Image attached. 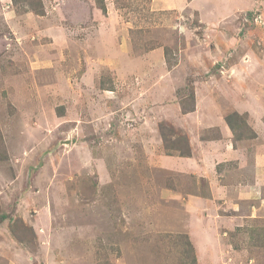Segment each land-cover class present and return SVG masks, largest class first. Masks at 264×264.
<instances>
[{
	"label": "rangeland",
	"instance_id": "rangeland-1",
	"mask_svg": "<svg viewBox=\"0 0 264 264\" xmlns=\"http://www.w3.org/2000/svg\"><path fill=\"white\" fill-rule=\"evenodd\" d=\"M42 1L44 16L0 0V264H264L263 218L226 228L264 200L263 174L208 176L200 138L206 79L264 88V0H221L222 27L200 0ZM186 138L205 172L182 161ZM211 221L230 260L205 245Z\"/></svg>",
	"mask_w": 264,
	"mask_h": 264
},
{
	"label": "crops",
	"instance_id": "crops-1",
	"mask_svg": "<svg viewBox=\"0 0 264 264\" xmlns=\"http://www.w3.org/2000/svg\"><path fill=\"white\" fill-rule=\"evenodd\" d=\"M78 1L85 6L90 4V0ZM199 2V19L207 25L213 26L218 24L220 27H222V24L219 23L221 22L222 16H224L222 11H224L225 6L221 4V0H200ZM197 4L198 2L196 5ZM220 7H223L221 12ZM90 8H92V6H90ZM183 59L186 61V59L182 56V63ZM183 67H185V65L181 64L176 67L179 73L182 70V73L185 72V68ZM240 69L242 70V67L239 65L237 67L231 68V71L229 72L238 73ZM143 73L146 74V80L150 78L151 73L149 69L146 71L144 69ZM224 78L226 77L216 76L205 80V83L208 84V101H206L208 105V121H205L203 124H206L208 127L202 129V132L206 133L205 136L208 137L203 138L201 134L200 138L202 139L201 141L208 142L210 147H208V176L214 174L220 177L227 176L235 178V182L244 181L250 175L255 178L259 172H261L264 176V97L261 94V89L264 88L261 87L260 80H258L256 84L253 82V86L249 87L246 86L247 84L251 83L249 78L241 79L242 76L239 75H231L226 79ZM215 81L218 82L219 88L210 87L213 86L212 84ZM231 81L235 85L234 88L230 87L229 85ZM172 82V93H174L176 82ZM238 86H241L239 87L240 92L236 90L238 89ZM228 97L231 98L230 100H232L231 102H233V104L224 108L223 104L231 103L230 100H227L226 103H223L224 98ZM197 99L198 102L196 103V111L197 108L199 109V100L201 99L199 94H197ZM196 111L192 113H195ZM216 111H218V113H215ZM192 113L183 115L188 117ZM233 113L246 116L248 115L247 126L243 128L245 134L243 137L238 138L236 133L232 131L231 127L226 121V117ZM220 147L221 150L218 149ZM189 157L188 159H184L182 161H189V164L192 167L190 169L191 173L196 174V172H200L201 170L202 173L206 171L203 161L200 162L199 165H194V161H192L191 156ZM185 164L188 165V163ZM252 184L254 183L251 181L249 183L250 188ZM222 185L224 188H229L226 184ZM214 187L215 189L217 188L215 184ZM236 191H238V185L236 187ZM263 193L264 190L260 192L261 195ZM257 198L258 193L256 192L255 194L252 192L251 195L249 194V196L244 198L242 201L246 202L247 205H243L241 211L240 209L236 208L235 212L232 214H227V216L234 215V220H236L235 224L229 223L230 226L229 224L226 225L228 230L233 231L235 228H238V231H246L245 228L247 226L254 227V224L258 223V218L264 219V200H262L263 197H261L260 200ZM252 204H254V206H252ZM211 206H214L213 200H208V208ZM224 218H226V216ZM245 219L248 220L245 222L246 225L244 223ZM250 222L252 224L248 225ZM210 226H213L215 230H213V228L209 230ZM220 231L221 227L220 230H217L214 221L209 222L208 239L205 240V245L208 244L209 249L211 244H219L221 246L220 257L224 259L223 262H225L226 260H230L231 249H234L235 247H226L224 244L226 242L223 240H227V233L221 231V234ZM208 258L217 259V255L215 256L212 252H208Z\"/></svg>",
	"mask_w": 264,
	"mask_h": 264
},
{
	"label": "trees",
	"instance_id": "trees-1",
	"mask_svg": "<svg viewBox=\"0 0 264 264\" xmlns=\"http://www.w3.org/2000/svg\"><path fill=\"white\" fill-rule=\"evenodd\" d=\"M13 2V5L15 7H18V8H23L25 9V12H34L36 13L37 15L39 16H44L45 15V10H44V3L42 0H12ZM98 3L100 4L99 6V9H101L102 11L106 12L107 9H106V4L104 2V0H98ZM167 54V52H166ZM167 62V61H166ZM192 101H193V107L189 110H185L184 109V114H188V113H191V112H194L195 111V105H196V99L195 97L193 96L192 97ZM245 115H239L237 113H233V114H230L226 117V121L228 122L229 126L231 127L232 131L234 133H236L237 137L240 138V137H243L245 134H244V131H243V128L247 126V120L246 118L244 117ZM206 133H202V137L205 136ZM163 138H164V141H165V144H166V148H168L167 146V136L164 135L163 133ZM184 145L186 146V151L183 153L181 150H180V156H190L191 155V148H190V143L188 141V139L186 138V142L184 143ZM174 146V144L172 145ZM171 148V147H170ZM172 149L177 151L178 148L177 147H172ZM168 155H172L171 153L168 154ZM189 245L191 248H193L192 244L189 242ZM194 250V248H193ZM193 263L196 264V258L194 256V259H193Z\"/></svg>",
	"mask_w": 264,
	"mask_h": 264
}]
</instances>
